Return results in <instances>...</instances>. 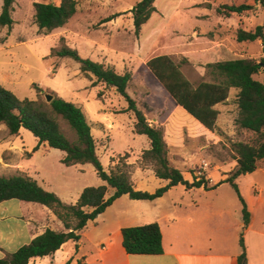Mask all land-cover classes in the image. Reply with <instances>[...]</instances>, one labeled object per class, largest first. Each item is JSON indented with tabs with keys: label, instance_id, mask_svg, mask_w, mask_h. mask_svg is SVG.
Here are the masks:
<instances>
[{
	"label": "rangeland",
	"instance_id": "374dc122",
	"mask_svg": "<svg viewBox=\"0 0 264 264\" xmlns=\"http://www.w3.org/2000/svg\"><path fill=\"white\" fill-rule=\"evenodd\" d=\"M140 1L77 0L78 13L64 29L56 31L53 36L44 37L40 34L36 37L38 32L34 31V3L42 2V0H15L14 5L17 7L15 19L20 22L18 32L20 36L24 35L26 40L21 42L15 40L16 36H14L5 45L0 43V85L2 87L22 100H45L46 94L55 96V93L57 97L71 103L80 98L91 121L105 126V131L97 126L93 128V132L97 138V154L108 173L115 164L119 163V166L123 167L129 157L137 162L136 167L137 165L144 167L145 164L140 163L139 159L141 152L145 149L143 144H150V141L145 136L135 135L133 130L136 118L132 111H127L129 103L124 97L115 89H107L102 84L93 86L92 83L96 79L93 78L92 81L84 77L79 64L74 60L51 57L53 49H60L66 45L77 50L82 58L95 62H99L98 59L108 60L110 56L115 58L123 56L119 64L121 68L126 65L125 72L132 74L128 88L129 95L136 100L141 110L145 108L147 111H153L152 113L158 115L162 121L170 116L171 100L160 88H153L148 83V71L143 63L137 61V56H147L150 59L163 55L171 56L181 66L186 77L194 84H198L201 81H212L206 66L215 60L213 56H219L217 55L219 47L215 45L218 41L224 42L227 46L225 56H238L243 53L242 50H248L254 58H258L263 53L257 43L238 42L236 39L238 30L253 31L256 27L264 25V6L255 3V0H156L157 12L143 26L138 37L135 34L130 10ZM48 2L58 3L60 0H48ZM2 4L3 0H0V12ZM242 4L252 5L254 9L241 15L232 14L230 16L217 12L218 8L224 5ZM2 33H0V39ZM195 54L203 57L212 56L200 63V67L205 68V71H197L193 65L187 63L185 56H195ZM116 73L123 75L120 72ZM254 78L264 82V74L256 75ZM36 86L41 89L40 93L35 88ZM100 92L105 97L104 100H101L103 97L99 98ZM236 92L238 89H231L230 101L227 103L231 108L228 112L230 128L235 125L236 100L234 96ZM155 98L161 99L164 106L158 107ZM103 107L108 110L106 116L104 113H98V110ZM113 107L120 112L109 111V108ZM186 119L198 123L180 107L176 115L178 125L187 123ZM107 121L112 123L110 129L107 127ZM3 127L5 129L0 128V176L11 177L20 174L32 178L24 172L29 171L34 175V170H36L39 179L36 178L35 181L37 179L43 181L44 185L50 189L43 187L47 191L55 194L61 192L64 195V201L60 199L64 203H70L69 205L72 203L75 205L78 201L69 202L71 200L67 197L87 187L106 185L91 164L83 165V171L67 167L62 163V158L66 156L64 152L52 149L45 143L35 151L39 141L30 131L22 129L18 136L12 137L6 127ZM60 127L71 142L76 141L75 132L62 118H60ZM236 131V137L224 133L221 141L213 144V142L208 143L204 138L201 141L190 140L186 130L183 129L182 143L196 153L194 156L196 167L193 166L187 171L193 176H205L209 179L207 170L203 168L205 163H209L207 168L211 173H222L223 168H220V165L233 161L232 144L250 141L252 138V135L238 131L237 128ZM133 167L130 168L132 172ZM194 172L197 175H194ZM246 181V177L238 181L240 191L242 189L243 193L246 191ZM167 184V181L153 176L148 182L142 184V189L138 191L155 193ZM114 192V189L109 188L107 198ZM172 199L179 200L177 215L180 218L191 213L190 206L203 203L200 211L195 210L196 215L202 214L201 218L206 222L209 221L213 206L219 199L224 204L226 203L227 208L233 212L236 206L241 205L237 193L230 184L206 190V193H185L183 187L180 186L160 203V207L167 213L170 211ZM10 202L9 204L16 206L19 201ZM130 202L132 201L129 197H126L124 201H119L115 206L127 208ZM110 212L112 211H108L106 217ZM82 246L86 247L84 244Z\"/></svg>",
	"mask_w": 264,
	"mask_h": 264
},
{
	"label": "trees",
	"instance_id": "16d2710c",
	"mask_svg": "<svg viewBox=\"0 0 264 264\" xmlns=\"http://www.w3.org/2000/svg\"><path fill=\"white\" fill-rule=\"evenodd\" d=\"M209 1V0H207ZM15 0H3L0 14V27L13 28ZM264 6V0H255ZM156 0H141L130 13L133 18L135 34L139 37L142 28L157 12ZM35 23L39 34L49 35L53 31L66 26L78 13L77 0H60L59 5L48 0L34 3ZM252 5H224L218 8L221 15H241L253 10ZM238 42H262L263 56L260 60L239 59L210 63L206 66L212 81H201L194 84L181 70L172 57L157 56L146 64L148 83L160 88L170 98V111L175 107H182L193 118L211 132L216 131V124L220 112L216 109L219 104L228 101L231 89H238L236 106L238 115L235 126L238 131L252 135L250 141H240L232 144L233 160L237 165L228 178L214 186H209L205 176H194V181H187L183 173L172 166L168 158V146L165 141L164 129L149 122L137 102L128 93L132 75L117 74L112 68L91 59L82 58L77 50L66 45L60 49H53L51 57L72 59L79 64V69L87 78H94L93 86L102 84L115 89L124 97L132 111L136 122L134 133L146 136L150 141V148L143 152V162L151 165L157 178L168 184L159 188L155 193L138 191L134 188L130 166L125 163L124 168L119 163L110 173L97 154V145L92 134V128L83 110L74 103L67 102L54 96L52 102L46 100L19 99L11 91L0 85V125H5L9 135L17 136L21 129L30 131L39 141L37 151L45 143L52 149L66 154L62 163L67 167L77 164H91L98 176L106 183L104 186L85 188L75 205L64 203L60 197L41 187L37 181L20 174L4 177L0 176V203L9 200H19L37 203L47 207L62 222L66 231L48 229L28 245L18 251L0 259V264H29L34 258L46 257L56 253L69 242H78L81 233L90 221L96 220L115 201L127 195L131 200L154 201L163 197L171 188L183 185L188 189L204 187L213 190L228 183L235 190L242 204V214L245 227L249 225L250 213L241 195L237 179L251 174L264 165V82L256 80V75L264 74V25L253 31L238 30ZM40 93L41 89L36 86ZM102 93L99 94V98ZM158 107L162 101L155 98ZM60 118L65 120L76 134V141L71 142L61 131ZM109 188L115 190L107 198ZM123 247L131 255H160L163 254V235L159 224L126 227L122 229ZM242 253L238 264H247L246 246L243 237L240 239Z\"/></svg>",
	"mask_w": 264,
	"mask_h": 264
},
{
	"label": "crops",
	"instance_id": "0c3cea01",
	"mask_svg": "<svg viewBox=\"0 0 264 264\" xmlns=\"http://www.w3.org/2000/svg\"><path fill=\"white\" fill-rule=\"evenodd\" d=\"M59 3L60 2L55 4L59 5ZM204 11H206V9H204ZM16 12L17 7L14 5V11L12 13V18L14 20L13 28L9 30L7 27H1V32L3 33L1 35L0 43L3 45L8 43L14 36H16L15 40L21 42L26 40V37L24 35L20 36V32H18L20 30V22L15 19ZM66 26L60 29H64ZM60 29L53 31L49 35H42L44 37L53 36V33ZM34 31H36V33L38 32L36 37L40 36L39 28L36 23L34 24ZM254 43H257L262 48L261 41H256ZM215 45L219 47V54H217L219 56H213L215 60L212 63L248 58L260 60L263 56L262 53L258 58H254L250 55L248 50H242L243 53L238 56H225V48H227L226 44L218 41ZM185 57L187 58V63L193 65L197 71H205V68L202 66L200 67V63H203L204 59L212 56L203 57L195 54V56ZM120 58H123V56H118L117 58L110 56L108 60L102 61L98 59V61L106 67L112 68L115 72H120L124 75L127 73L125 72L126 65L121 68V65L119 64ZM136 58L137 61L144 64V67H146L147 62L150 59V57L147 58V56H137ZM82 75L86 77L84 74ZM91 80L93 81V78ZM237 95L238 92H236L234 96L235 100L237 99ZM55 96H57L56 93ZM102 97L103 96H101V98ZM104 98L105 97L101 100H104ZM228 101H230V99H228ZM228 101L216 106L220 115L217 120L215 132L209 131L199 122L194 123L190 119H186L187 123H184V125H178L176 115L180 110V107H175L165 121L160 120L158 115L152 113L153 111L150 112L145 108L144 110L142 109L150 123L164 129L165 141L169 151L168 158L172 166L179 169L183 173L185 179L190 183L194 181V176L187 170L195 166L194 156L196 153H193V151L182 143L181 132L183 129L186 130V134L190 140L198 139L201 141L202 138H204L208 143L213 142V144H217L218 141H221L224 133L231 137H236V126L234 125L233 128H230L229 124L230 119L228 112L231 108L227 105ZM73 103L80 107L85 113L87 120L92 127V134L95 141H97L93 128L99 126L101 130L105 131V126L91 121V117L84 109V103L80 98H77ZM234 106L236 120L238 115L236 102ZM107 111L108 110L103 107L98 110V113H104V116H106ZM109 111H112L113 113L120 112L114 107L109 108ZM106 124L108 129L112 127L111 121H107ZM3 126L5 125H0V128L5 129ZM143 147H145L143 150L144 152L150 148V144L145 143V145L143 144ZM143 152H141L142 155ZM142 155L139 160L140 163L145 164L144 167L138 165L136 167L137 162L131 157H129L128 162H126L131 169L132 166H134L133 172L131 170V178L136 190H141L142 184L148 182L153 176L156 177L152 166L143 162ZM203 161L204 158L202 162ZM236 165L237 163L234 160L229 164L220 165V168H223L222 173H211L209 168H206L205 170H207L209 177V179H206L209 180V186H214L228 178ZM116 166L117 164L112 166L111 171L114 170ZM72 167L79 171H83L82 168H84L82 164H77ZM34 171V175L29 171L24 173L32 176L34 180H36V178L39 179L38 172L36 170ZM194 175H197L196 172H194ZM242 177H246L247 179L245 193H243L242 189L240 191L250 213V222L247 227H245L243 219L242 204L240 207L236 206V209L233 212L231 209L229 210L226 203L224 204L220 199L213 206L212 213L209 212L211 215L208 222L201 218L202 214H199L198 216L196 215V210L200 211L203 203H195L193 206H190V208H192L190 211L191 213L180 218L177 215V205L179 200L172 199L169 207L170 211L167 213V211H164L160 207V203L166 196L174 193L178 187H183L185 193H206L204 187L188 189L183 185H178L171 188L163 197L154 201H138L129 198L132 202L129 203L127 208L115 205H117L119 201H124V199L129 196L125 195L119 198L96 220L88 223L81 233V239L78 242L69 241L53 255L34 258L29 264H238V258L242 253V247L240 245L241 237H243L246 246L247 264H264V165L251 174L239 177L236 181L237 184ZM38 179L37 182L42 187L50 190L48 186L44 185L43 181H39ZM238 186L240 189V184H238ZM82 191H79L73 196L67 197L71 200L69 202H72L73 200V202L76 203L79 200ZM57 195L64 201V195L61 192H58ZM10 201L12 200L0 203V259L8 254L15 253L21 247L28 245L35 238L44 234L48 229L66 231L62 222L59 221L53 212L47 207L41 204L19 200L18 204L14 206L9 204L11 203ZM108 211L112 212L106 217ZM153 223L159 224L161 228L163 235V254H128L123 247L122 229ZM82 244L86 245V247L83 248Z\"/></svg>",
	"mask_w": 264,
	"mask_h": 264
},
{
	"label": "water",
	"instance_id": "95a60500",
	"mask_svg": "<svg viewBox=\"0 0 264 264\" xmlns=\"http://www.w3.org/2000/svg\"><path fill=\"white\" fill-rule=\"evenodd\" d=\"M53 98H54V96L52 94H46L45 95V100L47 103L52 102Z\"/></svg>",
	"mask_w": 264,
	"mask_h": 264
},
{
	"label": "built area",
	"instance_id": "2783aa9c",
	"mask_svg": "<svg viewBox=\"0 0 264 264\" xmlns=\"http://www.w3.org/2000/svg\"><path fill=\"white\" fill-rule=\"evenodd\" d=\"M204 165H205V167H203V168H204V169H206V168L208 167V164H207V163H205Z\"/></svg>",
	"mask_w": 264,
	"mask_h": 264
}]
</instances>
